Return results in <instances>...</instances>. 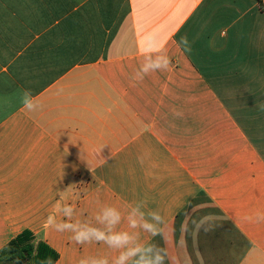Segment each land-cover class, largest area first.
<instances>
[{"label":"crops","instance_id":"1","mask_svg":"<svg viewBox=\"0 0 264 264\" xmlns=\"http://www.w3.org/2000/svg\"><path fill=\"white\" fill-rule=\"evenodd\" d=\"M259 1L0 0V251L30 231L55 264L118 255L46 228L60 202L93 226L116 207L166 264H264ZM148 53L170 67L137 81ZM137 204L160 235L128 227Z\"/></svg>","mask_w":264,"mask_h":264},{"label":"clouds","instance_id":"2","mask_svg":"<svg viewBox=\"0 0 264 264\" xmlns=\"http://www.w3.org/2000/svg\"><path fill=\"white\" fill-rule=\"evenodd\" d=\"M180 44L185 46V50H190L187 37H182ZM170 64L171 61L166 55L153 56L148 53L133 79L142 81L152 73L167 71ZM20 102L23 108L29 112L37 111L42 107L36 102L30 89H25L22 92ZM175 115L180 116L181 113H175ZM143 207V204H137L130 208L126 217L128 227L139 229L152 237L160 235L163 217L158 211L146 213ZM74 212L75 209L70 204L58 202L55 212L47 217L45 227L58 232L72 233L71 239L76 244H104L109 249L118 252V255L111 261L107 257H87L80 259L79 264H166L168 254L164 249L153 244L138 243L139 234L137 232L116 230L124 218L116 207H102L95 216V226L90 223L72 222ZM58 216L62 219L58 220ZM257 220H264V216L257 214ZM192 223L197 230L210 229L209 218L207 217L199 221L193 220Z\"/></svg>","mask_w":264,"mask_h":264},{"label":"trees","instance_id":"3","mask_svg":"<svg viewBox=\"0 0 264 264\" xmlns=\"http://www.w3.org/2000/svg\"><path fill=\"white\" fill-rule=\"evenodd\" d=\"M59 254L35 235L24 231L0 251V264H55Z\"/></svg>","mask_w":264,"mask_h":264},{"label":"built area","instance_id":"4","mask_svg":"<svg viewBox=\"0 0 264 264\" xmlns=\"http://www.w3.org/2000/svg\"><path fill=\"white\" fill-rule=\"evenodd\" d=\"M259 4H260V8H261L262 12L264 13V0H260Z\"/></svg>","mask_w":264,"mask_h":264}]
</instances>
